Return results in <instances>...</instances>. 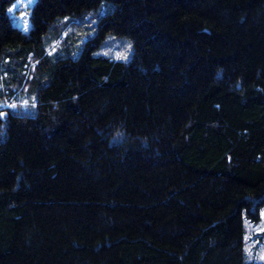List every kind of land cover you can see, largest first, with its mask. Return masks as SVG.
Returning <instances> with one entry per match:
<instances>
[{
  "label": "trees",
  "instance_id": "obj_1",
  "mask_svg": "<svg viewBox=\"0 0 264 264\" xmlns=\"http://www.w3.org/2000/svg\"><path fill=\"white\" fill-rule=\"evenodd\" d=\"M13 1L0 264H257L243 215L264 203V0H109L98 16L103 0H33L26 30ZM88 12L77 54H48L43 34ZM110 32L131 39L128 59L93 52Z\"/></svg>",
  "mask_w": 264,
  "mask_h": 264
},
{
  "label": "rangeland",
  "instance_id": "obj_2",
  "mask_svg": "<svg viewBox=\"0 0 264 264\" xmlns=\"http://www.w3.org/2000/svg\"><path fill=\"white\" fill-rule=\"evenodd\" d=\"M33 0H15L8 7V12L13 16L16 24L26 30L29 26L27 6ZM114 3L103 0L94 13L100 15L109 10ZM93 13V14H94ZM92 12L83 15H64L59 20V25L51 28L42 36V46L52 57L58 54L75 55L81 48L83 41L95 33V18ZM131 39L125 35H118L113 32L107 33L104 40L93 48L95 54L110 55L118 59H128L132 53ZM24 95L20 97L22 107L33 110L34 93L26 88ZM6 101L10 108L16 106L18 102ZM5 101H1L3 105ZM14 102V103H13ZM244 224V252L248 261L257 264H264V203L259 208V215L254 218L243 215Z\"/></svg>",
  "mask_w": 264,
  "mask_h": 264
}]
</instances>
